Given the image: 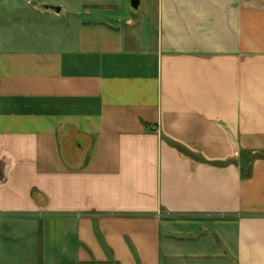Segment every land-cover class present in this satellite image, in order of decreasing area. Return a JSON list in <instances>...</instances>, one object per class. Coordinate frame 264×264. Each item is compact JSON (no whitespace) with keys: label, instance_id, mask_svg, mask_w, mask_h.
<instances>
[{"label":"crops","instance_id":"0c3cea01","mask_svg":"<svg viewBox=\"0 0 264 264\" xmlns=\"http://www.w3.org/2000/svg\"><path fill=\"white\" fill-rule=\"evenodd\" d=\"M1 219L46 264H264V0H0Z\"/></svg>","mask_w":264,"mask_h":264},{"label":"rangeland","instance_id":"374dc122","mask_svg":"<svg viewBox=\"0 0 264 264\" xmlns=\"http://www.w3.org/2000/svg\"><path fill=\"white\" fill-rule=\"evenodd\" d=\"M120 2V0H119ZM10 220H4L1 219L0 222V264H19L27 260L30 262V264H46L44 258L42 257L41 254V246L40 247H33V248H25V245H22L23 241L20 239L16 242L11 240L9 238L8 232L6 229L11 226ZM204 228L209 227L207 224H202L199 225L197 224L196 226L192 227L194 229V236L191 235H184L186 238H198L201 237L202 231L201 229L199 230L198 228ZM14 232H19L20 230H13ZM192 229V230H193ZM184 236H179V237H184ZM25 249V250H24ZM24 252H27V255H24ZM230 264H234L231 262Z\"/></svg>","mask_w":264,"mask_h":264},{"label":"water","instance_id":"95a60500","mask_svg":"<svg viewBox=\"0 0 264 264\" xmlns=\"http://www.w3.org/2000/svg\"><path fill=\"white\" fill-rule=\"evenodd\" d=\"M140 4V0H131V6L135 9H137L139 7ZM54 10L59 11V8H53Z\"/></svg>","mask_w":264,"mask_h":264}]
</instances>
